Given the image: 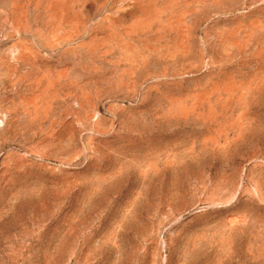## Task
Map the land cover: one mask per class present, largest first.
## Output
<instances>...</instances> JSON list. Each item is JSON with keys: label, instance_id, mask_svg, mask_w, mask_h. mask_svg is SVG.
<instances>
[{"label": "rangeland", "instance_id": "1", "mask_svg": "<svg viewBox=\"0 0 264 264\" xmlns=\"http://www.w3.org/2000/svg\"><path fill=\"white\" fill-rule=\"evenodd\" d=\"M0 264H264V0H0Z\"/></svg>", "mask_w": 264, "mask_h": 264}]
</instances>
